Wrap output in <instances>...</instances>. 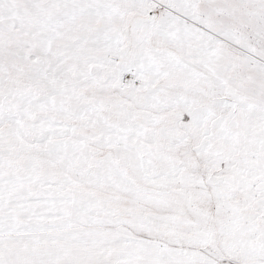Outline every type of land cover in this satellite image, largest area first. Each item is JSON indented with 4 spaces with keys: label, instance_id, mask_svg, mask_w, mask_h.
<instances>
[{
    "label": "snow or ice",
    "instance_id": "1",
    "mask_svg": "<svg viewBox=\"0 0 264 264\" xmlns=\"http://www.w3.org/2000/svg\"><path fill=\"white\" fill-rule=\"evenodd\" d=\"M0 264H264V0H0Z\"/></svg>",
    "mask_w": 264,
    "mask_h": 264
}]
</instances>
